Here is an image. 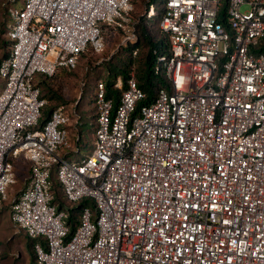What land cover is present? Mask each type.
I'll return each instance as SVG.
<instances>
[{
    "label": "built area",
    "instance_id": "1",
    "mask_svg": "<svg viewBox=\"0 0 264 264\" xmlns=\"http://www.w3.org/2000/svg\"><path fill=\"white\" fill-rule=\"evenodd\" d=\"M132 11V0L9 5L0 208L22 161L28 175L9 218L43 240L32 264H264V0H164L159 29L168 51L154 52V73L167 89L145 102L131 76L123 90L115 85L114 107L99 83L86 157L67 162L58 153L70 147L63 108L37 128L45 101L35 76L101 54L108 29L121 45L134 41ZM53 177L68 203L94 204V215L88 206L79 212L72 234L52 204Z\"/></svg>",
    "mask_w": 264,
    "mask_h": 264
},
{
    "label": "rangeland",
    "instance_id": "2",
    "mask_svg": "<svg viewBox=\"0 0 264 264\" xmlns=\"http://www.w3.org/2000/svg\"><path fill=\"white\" fill-rule=\"evenodd\" d=\"M145 0H134L132 18L135 20L144 13L146 15ZM9 0H0V30H3L5 20V7L9 5ZM23 0H15L10 6L14 9H19ZM155 14L161 10L160 3H156ZM247 7L242 6L241 11ZM5 39L4 34L0 32V41ZM105 47L101 54H93L87 52L82 55L76 67L70 72L62 71L56 77H53L49 82L58 95L61 96L62 106L69 116V124L67 125L69 149L61 148L58 153L61 156H66L67 162H73L86 157L93 148L94 139V124L96 116L95 95L97 85L111 80L106 76V69L110 66L119 67L118 60L123 57L125 52L120 49L121 35L114 33L110 29L106 31ZM134 42L132 41L131 44ZM3 50L0 48V59ZM133 68V67H132ZM129 76L135 77L133 69L129 72ZM113 79V78H112ZM121 83L120 77L114 80L113 86ZM2 81H0V92L2 90ZM117 89V88H115ZM80 136V141L76 146V137ZM79 149L75 153V148ZM67 153V154H66ZM28 163L18 161L15 166L16 182L8 190L4 207L0 209V264H31L33 259L32 248L26 247V236L18 231L10 221L9 210L7 205L12 197L22 189L28 175Z\"/></svg>",
    "mask_w": 264,
    "mask_h": 264
},
{
    "label": "trees",
    "instance_id": "3",
    "mask_svg": "<svg viewBox=\"0 0 264 264\" xmlns=\"http://www.w3.org/2000/svg\"><path fill=\"white\" fill-rule=\"evenodd\" d=\"M9 5L14 3L15 0L11 2L9 0ZM160 3L161 10L158 14L151 18H147L145 13L142 16H139L138 19L133 18L134 28L136 32V38L133 41L134 43H126L120 46L123 52H125L123 57H120L118 65L119 67L110 66L106 69V76L110 77L111 80L105 82L104 89L107 98H111L113 100L114 107H117L119 97L121 94V90L125 88L126 81L130 77L129 72L133 69L135 71V77H133L138 85V87L145 93L146 100L145 102H149L152 98H154L157 90L159 88L167 89V83L162 73L156 74L154 73L155 66V55L156 51L158 55L167 54L168 51V39L159 29V22L163 13L164 8V0H145L143 3L145 5V10L147 11L150 5L155 6L156 3ZM134 0H132V4ZM5 7V20L3 23V30H0L1 33L4 34L5 39L0 41V48L3 50L2 57L0 59L3 60L8 56L11 42L7 39V27L9 24V19L7 15V8ZM104 29V27H103ZM136 50V55L133 56V51ZM258 50L264 52V40H262L258 46ZM133 67V68H132ZM73 70V69H72ZM70 72L71 69H58L53 77H56L60 72ZM53 77H46L44 75H37L34 78L35 87L39 89L40 98L45 101V105L41 109V115L38 123V127L45 124L53 110L56 108H60L59 106L63 99L57 92L50 87V80ZM120 77L122 80V89H115L113 84L114 80ZM113 78V79H112ZM96 108V107H95ZM96 122V116H95ZM95 129V124H94ZM80 139L76 141V146L79 143ZM52 183V192H53V200L52 204L56 207L57 211H65L66 218L64 220L65 224L68 226L70 230V234H72L76 228L78 223V214L82 210L83 207L88 206L92 212L95 214V208L92 201L88 199H83L76 204L68 203L60 188V185L54 180V177L51 179ZM6 200L2 201L1 208L4 207ZM8 210L10 209V203L7 205ZM27 238L26 247L29 249L32 246L39 242L41 245H44L42 239H33L25 235ZM33 259L31 264L34 262V250L32 248Z\"/></svg>",
    "mask_w": 264,
    "mask_h": 264
},
{
    "label": "crops",
    "instance_id": "4",
    "mask_svg": "<svg viewBox=\"0 0 264 264\" xmlns=\"http://www.w3.org/2000/svg\"><path fill=\"white\" fill-rule=\"evenodd\" d=\"M95 127H96V122H95ZM67 128H68V126H67ZM79 139H80V136L77 135V137H76V141H78Z\"/></svg>",
    "mask_w": 264,
    "mask_h": 264
}]
</instances>
